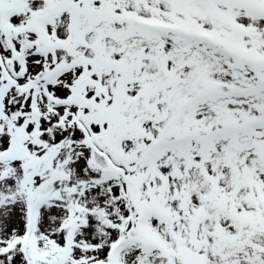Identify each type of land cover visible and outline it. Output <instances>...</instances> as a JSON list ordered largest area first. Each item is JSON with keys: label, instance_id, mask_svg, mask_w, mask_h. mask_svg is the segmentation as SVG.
I'll return each instance as SVG.
<instances>
[{"label": "snow or ice", "instance_id": "1", "mask_svg": "<svg viewBox=\"0 0 264 264\" xmlns=\"http://www.w3.org/2000/svg\"><path fill=\"white\" fill-rule=\"evenodd\" d=\"M0 264H264V0H0Z\"/></svg>", "mask_w": 264, "mask_h": 264}]
</instances>
